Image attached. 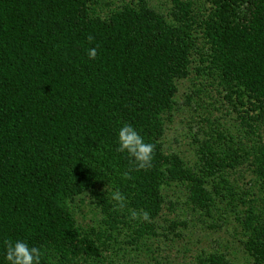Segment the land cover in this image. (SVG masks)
<instances>
[{
  "label": "trees",
  "instance_id": "1",
  "mask_svg": "<svg viewBox=\"0 0 264 264\" xmlns=\"http://www.w3.org/2000/svg\"><path fill=\"white\" fill-rule=\"evenodd\" d=\"M120 2L0 0V264L4 241L20 237L54 264H144L143 252L164 264L158 220L182 204L210 229L229 226L230 239L198 252L195 264H230L231 250L264 264V0H171L169 17L146 0ZM195 56L243 132L200 143L198 167L162 141ZM121 121L155 145L152 167L128 180L120 174L132 165L115 151ZM110 186L125 209L105 198ZM87 201L104 215L97 229L76 216ZM186 224L174 217L168 233L181 237L175 230ZM119 225L132 232L135 257L110 245Z\"/></svg>",
  "mask_w": 264,
  "mask_h": 264
},
{
  "label": "rangeland",
  "instance_id": "2",
  "mask_svg": "<svg viewBox=\"0 0 264 264\" xmlns=\"http://www.w3.org/2000/svg\"><path fill=\"white\" fill-rule=\"evenodd\" d=\"M107 1H110L112 6H115L119 5L120 1L123 0ZM146 1L149 6L169 17L172 7L171 0ZM194 61L189 75L177 83L176 105L171 121L166 123L162 141L163 148L167 153H178L188 165L198 167L197 149L200 143L208 141L216 133H222L226 137L229 136L237 140L242 138L243 132L236 113L222 98V89L197 70V56H195ZM262 134L264 137V131ZM231 177L232 179H237L238 184H241L242 179L237 177V175ZM178 189L182 191L180 192V202L183 203L182 200L185 198H182V194L185 189L182 187L176 188V194L179 193ZM167 193L169 194L170 191H167ZM85 199H89V196L86 195ZM82 205H84L82 209L79 207L77 211L78 221L82 225L94 224L96 226H93L97 229L99 221L104 217L100 207L90 201ZM189 208L185 204L180 205V208L178 207L175 212L164 208L162 217L158 220L156 232L160 237L155 239L159 250L162 246L159 253L163 255V258H158L164 264H195L198 252L200 253L201 250V252H214L213 249L218 244V241L226 243V239H230L227 233L229 226L223 224L220 228L210 229L207 226L210 219L201 214V220H198ZM174 217L186 219L187 221L185 226H179L175 230L182 233L181 237H173L172 232L168 233V221ZM93 218L95 223L92 222ZM101 227L102 229L104 228L103 225ZM119 227L118 232H111L117 238V242L111 241L110 245L115 247L116 251L118 248H124L130 252L131 256L135 257L136 253L133 248L136 242L132 238V232L126 226L119 225ZM166 237L169 240H164ZM234 247L238 250V244H235ZM231 252L230 264H251L239 250L237 253L234 250H231ZM117 257L120 261H124V258L129 259L128 256H124L121 253ZM140 258L144 264H151L150 262H152V259H148L144 252Z\"/></svg>",
  "mask_w": 264,
  "mask_h": 264
},
{
  "label": "clouds",
  "instance_id": "3",
  "mask_svg": "<svg viewBox=\"0 0 264 264\" xmlns=\"http://www.w3.org/2000/svg\"><path fill=\"white\" fill-rule=\"evenodd\" d=\"M93 39L91 35L88 36L90 43ZM96 55L97 50L95 47L87 50L89 59H94ZM115 144V151L125 155L132 165L130 170L123 171L120 174L122 180L130 179V172L133 170H147L152 167L155 145L146 141L141 134V130L134 123L120 122L115 132ZM105 198L118 211L126 207V197L118 188L110 186ZM130 218L137 221H148L149 215L143 210H130ZM45 260H47V264H54L46 250L31 243L25 237L4 241L3 264H43Z\"/></svg>",
  "mask_w": 264,
  "mask_h": 264
}]
</instances>
